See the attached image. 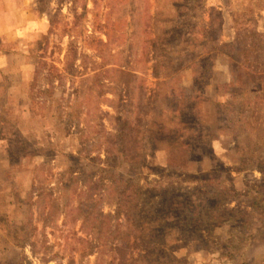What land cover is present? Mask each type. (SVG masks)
Returning a JSON list of instances; mask_svg holds the SVG:
<instances>
[{"label": "rangeland", "instance_id": "374dc122", "mask_svg": "<svg viewBox=\"0 0 264 264\" xmlns=\"http://www.w3.org/2000/svg\"><path fill=\"white\" fill-rule=\"evenodd\" d=\"M36 10L0 72V264H264V0Z\"/></svg>", "mask_w": 264, "mask_h": 264}, {"label": "crops", "instance_id": "0c3cea01", "mask_svg": "<svg viewBox=\"0 0 264 264\" xmlns=\"http://www.w3.org/2000/svg\"><path fill=\"white\" fill-rule=\"evenodd\" d=\"M36 1L0 0V41L5 43L0 47V72L3 74H7L6 70L12 66L10 60L19 56V52L30 51L33 48L31 39L44 33L48 21L45 14H38ZM6 44L9 47L6 48ZM23 63L30 66L29 59Z\"/></svg>", "mask_w": 264, "mask_h": 264}]
</instances>
